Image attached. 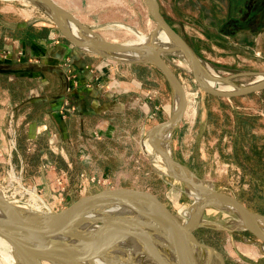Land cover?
<instances>
[{
    "label": "rangeland",
    "instance_id": "374dc122",
    "mask_svg": "<svg viewBox=\"0 0 264 264\" xmlns=\"http://www.w3.org/2000/svg\"><path fill=\"white\" fill-rule=\"evenodd\" d=\"M54 1L64 4L62 7L81 25L105 41L135 42L139 35L149 37L157 28L145 0H77L73 4L72 0ZM158 2L167 21L195 52L207 75L227 78L234 87L257 81L256 73L264 75V51L249 43L251 33L260 30V24L256 20L246 24L245 15L248 11L251 13L248 0L238 1L236 13L233 0ZM8 5L33 8L42 14V21L61 33L46 9L28 0H0L1 8ZM246 25L254 28L253 31L245 28ZM83 50L110 63L149 64ZM165 60L183 86L186 107L180 121L170 130L168 143L165 139L159 143L205 185L234 196L249 210L264 215V90L231 98L213 96L201 89L181 56L167 54ZM159 73L167 83L165 103L169 105L170 117L177 99L164 75ZM36 88L41 89L40 86ZM34 89H29L28 98L39 95V90L37 95L31 93ZM6 98L0 89V193L5 198L16 205L26 206L24 200L15 195L17 184L9 179L14 171L18 181L37 184L45 201L55 203L59 209L52 212L101 189L126 187L156 194L174 214L183 221L186 219L195 203V197L189 193L192 189L160 169L158 153L148 142L149 129L169 117L154 125L156 119L140 117L137 126L127 122L119 135L110 137L111 134H107L105 137L94 132L93 141L90 136L89 141L80 138L76 148L82 169H60L46 158L37 169H31L28 162L20 158L24 149H19L18 143L25 119L20 116L19 105L11 104ZM65 102L73 107L65 111L67 117L75 111V106L68 98ZM11 112L16 125V148L12 150L7 134ZM49 132L48 149L57 153L56 135ZM106 138L108 140L104 143L108 145V153L104 155L97 152L95 145ZM24 148L27 155L35 151V145L27 139ZM108 155L113 159V169H101L99 160ZM115 163H119L118 169H114ZM185 209L187 213L184 216L182 211ZM201 221L203 225L194 231L195 238L216 249L225 264H264V242L244 229L241 218L233 210L207 207L202 212ZM195 253L198 264H220L216 256L208 260L209 254L205 249H196ZM2 254L0 249V264H9L1 258ZM132 256L136 259L130 264H153L151 262L154 261L149 257Z\"/></svg>",
    "mask_w": 264,
    "mask_h": 264
},
{
    "label": "water",
    "instance_id": "95a60500",
    "mask_svg": "<svg viewBox=\"0 0 264 264\" xmlns=\"http://www.w3.org/2000/svg\"><path fill=\"white\" fill-rule=\"evenodd\" d=\"M28 1L46 9L62 35L79 48L108 57L122 56L127 52L147 54V59L139 62L155 66L164 75L173 91H178L180 95V103L172 111L170 117L149 129L148 142L164 159L165 173L184 183L186 188L195 190L203 200L192 216L183 221L156 194L150 191L126 187L104 188L77 198L59 211L39 212L40 214L31 216L25 212L28 209L23 210L21 206L10 202L0 193V209L2 210L0 212V238L11 247L17 264H92L95 259L108 260L111 252L121 250V247L129 242L139 244L154 258L156 264H172L162 255L159 249L160 243L150 232H157L167 239L169 249L174 256V264H198L196 249H205L209 254L208 260L216 256L220 264H225L216 249L199 242L194 236L195 229L203 225L201 215L207 207H224L233 210L241 218L244 229L254 235L257 240L264 242V228L258 223L264 221V215L249 210L234 196L205 185L191 170L174 160L170 152L169 155L166 154L159 143L160 140L163 141V133L167 129L171 130L180 121L186 107V94L183 86L167 64L165 55L183 56L201 89L217 97L231 98L264 90V77L230 90L208 85L206 79L225 84H228V80L203 72L199 58L167 21L158 0H145L157 24L151 36L155 37V34L162 30L169 36L170 41L160 43L155 39L154 43L142 45L103 40L89 28L81 25L77 18L54 0ZM69 23L79 27L83 33L93 36V39L87 42L78 39L71 31ZM255 75L258 76L259 73ZM115 206H122L125 211L95 220L100 227L95 231L94 242L89 248L83 251H73L64 244L55 243L62 235L72 234L75 227L89 221L90 215Z\"/></svg>",
    "mask_w": 264,
    "mask_h": 264
},
{
    "label": "crops",
    "instance_id": "0c3cea01",
    "mask_svg": "<svg viewBox=\"0 0 264 264\" xmlns=\"http://www.w3.org/2000/svg\"><path fill=\"white\" fill-rule=\"evenodd\" d=\"M238 1L233 0L234 13ZM248 3L251 13L245 15L246 24L254 20L260 24L249 43L264 51V0ZM41 17L33 8L0 7V53H5L0 56V89L11 104L19 105L25 119L18 143L24 149L20 158L29 168L37 169L46 158L60 169H82L76 148L80 138L93 141L94 132L113 137L122 133L127 122L137 126L139 119L152 117L154 125L169 117L167 83L153 65L110 63L86 53ZM31 88L38 89L39 95L28 98ZM66 98L75 111L62 118L59 109ZM49 131L56 135L57 153L48 149ZM26 139L35 145L31 155L25 153ZM106 140L96 142L98 153H108ZM110 157L99 160L101 169H113Z\"/></svg>",
    "mask_w": 264,
    "mask_h": 264
},
{
    "label": "bare ground",
    "instance_id": "6f19581e",
    "mask_svg": "<svg viewBox=\"0 0 264 264\" xmlns=\"http://www.w3.org/2000/svg\"><path fill=\"white\" fill-rule=\"evenodd\" d=\"M69 25H70L71 31L73 32V34L78 39H82L83 41H86V42L88 40L93 39V36L83 33L79 29V27H76L74 24L69 23ZM155 39L157 42H160V43H168L170 41L169 36L164 31L160 30V31H158V33L156 34L155 37H153V36L147 37L144 35H139L137 41L127 42V43L133 44V45H142V44L154 43ZM85 50H88V49H85ZM120 58L125 59L127 61H145L147 59V54L127 52V53H123L122 56H120ZM182 58L185 60V58L183 56H182ZM185 62H186V60H185ZM262 77H264V75L259 74L256 79L259 80ZM206 81H207L208 85L217 87L216 84H218V87L222 88V89L230 90V89H233V87H234L233 84H231V83H228V84L215 83L213 80H209V79H206ZM173 95H174V98L176 97V99H177V105L174 106V109H176L180 103V95H179V92L176 90L173 91ZM169 132H170V130L167 129L163 133V140L165 139L166 143H168L167 141H168ZM163 149H164L165 153L169 155V150L167 148L166 149L163 148ZM156 156L158 158V161L162 165V168H160V169H162L165 172V161H164V159L161 158V156L159 154H156ZM187 188H189V187H187ZM189 193L195 197V203L189 209L188 213L186 211L187 209L182 211V214L184 216L187 213V215L185 216L186 218H190V216H192L194 210L197 208V206L203 200V198L200 197L195 192V190L192 189L191 191H189ZM20 208H22L23 210H24V208H25V210L28 209L25 212L31 216H34L35 214L38 215V214H40L39 212H42L37 208L30 209V208L24 207V206H21ZM1 211L2 210L0 209V212ZM122 211H125L124 207L115 206V207H112L111 209H108L106 211H103V212H100V213H97L94 215H90L89 221H87L86 223L79 224L77 227L74 228V231H72V234L68 233V234L62 235L57 240V242L55 241V243L64 244L65 247H68L69 249H71L73 251H83V250L89 248L93 244L94 238H95V231H97V229H99V227H100L95 220L98 218H101V219L105 218L107 215H112L115 213H121ZM258 223L262 228H264V221L258 222ZM150 233L160 243L159 249H160V252L162 253V255L167 260H169L172 264H174V262H173L174 256L169 249V243H168L167 239H165L161 234H158L157 232H150ZM59 240H61L62 242H60ZM0 249H2L3 254H2L1 258L4 260V262H8L9 264H14V263L17 264V260L14 256L13 252H12L11 247L8 245V243H6L1 238H0ZM132 255H136L137 257H149V258H152L154 260V258L145 249H143L139 244H137L135 242H129V243H127V245L122 246L121 250L118 249L115 252H111L109 254L108 260L95 259L92 262V264H130L132 260L136 259ZM151 263L156 264L155 260ZM83 264H89V263H83Z\"/></svg>",
    "mask_w": 264,
    "mask_h": 264
},
{
    "label": "built area",
    "instance_id": "2783aa9c",
    "mask_svg": "<svg viewBox=\"0 0 264 264\" xmlns=\"http://www.w3.org/2000/svg\"><path fill=\"white\" fill-rule=\"evenodd\" d=\"M0 56H5V53L4 52L0 53ZM31 93L37 95L38 89L35 88L34 90H32ZM66 104L67 103L65 102V104L62 105L60 108L61 109L60 113L62 117L66 116L65 111L73 109V107L69 106V104L67 105ZM13 118H14V114L13 112H11L9 115V123H8V128H7V134L9 136V142H10V150L16 148L15 141H14V137L16 135V125H15V122L13 121ZM15 176L16 174L13 171L12 176L9 179L10 181H14L17 184L18 190L15 192V195L18 196V199L24 200L25 205H26L24 207L29 206L30 209L37 208L42 212H52L54 210L59 209L58 207L55 206L54 202L45 201V199L42 197L41 190L37 184H26V183L22 184L20 181L17 180L18 178H15ZM9 201L12 202L11 200ZM12 203L15 204V202H12Z\"/></svg>",
    "mask_w": 264,
    "mask_h": 264
}]
</instances>
